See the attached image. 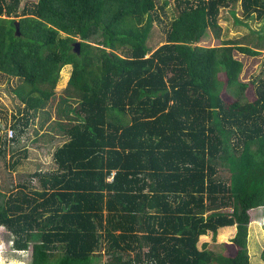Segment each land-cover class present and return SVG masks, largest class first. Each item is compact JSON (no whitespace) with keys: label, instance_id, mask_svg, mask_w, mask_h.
Masks as SVG:
<instances>
[{"label":"trees","instance_id":"1","mask_svg":"<svg viewBox=\"0 0 264 264\" xmlns=\"http://www.w3.org/2000/svg\"><path fill=\"white\" fill-rule=\"evenodd\" d=\"M239 1L244 21L264 23V0H174L152 51L155 0H37L21 11V0H0V75L19 80L26 114L45 106L67 65L66 99L77 102L55 170L0 204L15 251L31 248V264H93L100 248L97 264H250V211L264 208V74L242 82L234 53L259 56L264 34L199 45L209 30L220 36V10ZM29 124L25 115L19 133ZM5 144L0 136V153ZM232 227L223 253L199 248Z\"/></svg>","mask_w":264,"mask_h":264},{"label":"rangeland","instance_id":"2","mask_svg":"<svg viewBox=\"0 0 264 264\" xmlns=\"http://www.w3.org/2000/svg\"><path fill=\"white\" fill-rule=\"evenodd\" d=\"M36 2L37 0H21L19 11L24 6H30ZM155 3L156 18L147 41L152 51L165 42L166 31L177 15L173 8L174 0H155ZM18 19L16 18V21ZM218 25L220 36L217 38L214 32L209 30L206 37L199 43L200 46L217 47L227 41H232L237 45L248 44L247 41L250 38L264 34V23H258L253 19L248 21L242 19L240 1L233 7L220 10ZM118 54L122 55L121 52ZM234 57L243 64L240 74L242 82H249L264 74V51L256 57H248L235 52ZM70 75L71 66L63 67L53 96L43 108L27 114L25 104L14 92L20 84L19 80L0 75V136L6 142L0 153V204L18 184L31 182L33 188H38L37 179L33 176L35 173L55 170L53 153L67 140L63 129L76 121L74 111L77 109V102L73 99H66L65 92ZM222 98L226 102H231L232 96L224 93ZM25 115L30 119V124L25 133L20 134L21 122ZM14 125L16 128H13ZM13 138H16L14 142L11 141ZM231 145L232 141H229L228 151L230 153L232 152ZM15 161L18 164L12 169L11 165ZM216 165L219 178L227 181L229 171L226 162L218 160ZM250 216L247 243L250 264H263L260 260V253L264 249V208L250 211ZM235 230V227L221 229L217 232L215 239L211 233H208L200 237L199 248L206 244L207 249L215 253H223L224 245L230 244ZM99 252L101 255L93 260V264L106 261L102 248ZM21 262L31 264L30 248L23 252L15 251L12 246V236L5 228L0 227V264Z\"/></svg>","mask_w":264,"mask_h":264},{"label":"water","instance_id":"3","mask_svg":"<svg viewBox=\"0 0 264 264\" xmlns=\"http://www.w3.org/2000/svg\"><path fill=\"white\" fill-rule=\"evenodd\" d=\"M14 24H15L16 34L19 35V25H18V22L15 21ZM73 49H74V51H75L76 53L79 54V49H80V42H79V41H76V42L74 43ZM30 250H31V248H30Z\"/></svg>","mask_w":264,"mask_h":264},{"label":"built area","instance_id":"4","mask_svg":"<svg viewBox=\"0 0 264 264\" xmlns=\"http://www.w3.org/2000/svg\"><path fill=\"white\" fill-rule=\"evenodd\" d=\"M11 134H12V132H11Z\"/></svg>","mask_w":264,"mask_h":264},{"label":"crops","instance_id":"5","mask_svg":"<svg viewBox=\"0 0 264 264\" xmlns=\"http://www.w3.org/2000/svg\"><path fill=\"white\" fill-rule=\"evenodd\" d=\"M236 231V230H235Z\"/></svg>","mask_w":264,"mask_h":264}]
</instances>
